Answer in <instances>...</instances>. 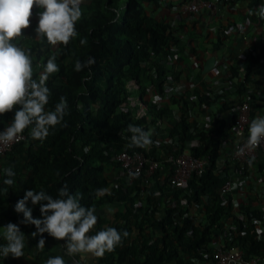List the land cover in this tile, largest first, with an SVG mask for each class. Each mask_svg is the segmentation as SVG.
<instances>
[{
	"label": "trees",
	"instance_id": "trees-1",
	"mask_svg": "<svg viewBox=\"0 0 264 264\" xmlns=\"http://www.w3.org/2000/svg\"><path fill=\"white\" fill-rule=\"evenodd\" d=\"M166 1L84 0L83 15L76 24L78 36L67 46L52 48L46 40H38L26 47L31 49L34 78L42 71L39 65L53 54L57 56L60 70L46 82L50 90L46 108L52 110L64 97L68 113L62 125L50 129L43 142L32 139L30 129H26L27 140L0 156V188L6 187L3 169L12 166L16 172L11 188L6 193L0 191V230L9 222L16 223L26 237L25 255L0 257V264H25L23 259L30 253L37 258L32 264H45L57 255H63L66 264H84L79 255L67 256L64 241L47 233L43 234L45 248L37 250L40 235H30L35 226L21 224L23 214L14 211L25 191L44 190L56 198L65 185L82 206L96 209L97 224L90 234L107 226L129 232L121 245L102 258H95L92 264H192L191 259L203 262L206 259L202 254L209 252L210 242L218 239H229L232 245L241 247L244 258L264 254V239L255 235L262 211L240 204L235 209L231 193L219 195L217 190L225 182L223 173L229 164L216 165L221 153L230 148L231 131L225 128L223 114L234 116L244 85L252 76L264 78V41L242 63L243 80L235 88L237 98L218 93L214 96L203 89L205 83L201 80L190 90H181L179 72L167 67L182 50L178 47V29L147 10ZM254 3L263 5L264 1ZM81 39L86 41L83 45ZM89 58L95 61L90 70L75 71L77 60L85 62ZM232 69L238 71L237 67ZM151 88L157 95L155 100L147 96ZM165 96L166 102L161 101ZM216 98L222 101L213 110ZM134 99L137 100L133 104ZM141 106L145 113L139 115ZM196 112L208 121L197 122ZM13 115L9 112L0 117V127L6 128ZM130 124L151 131L153 143L145 148L129 147ZM184 148L194 156L209 155L212 160L202 174L191 176L186 193L167 185L172 165L165 161ZM123 149L140 151L162 168L156 169L148 180L140 177L128 184L114 160ZM254 169L264 173V160L251 171ZM163 188L166 192L161 191ZM97 189L108 191L97 196ZM156 190L160 195L155 194ZM183 198L185 203L181 202ZM158 201H163L161 208L156 206ZM192 202L202 205L198 207L199 214L206 211L204 223H195L196 217L190 216ZM121 203L124 208L119 211ZM26 206L31 208L33 218H42L39 205H32L29 200ZM106 207L113 208L111 218L101 213ZM4 243L0 236V245Z\"/></svg>",
	"mask_w": 264,
	"mask_h": 264
},
{
	"label": "clouds",
	"instance_id": "clouds-1",
	"mask_svg": "<svg viewBox=\"0 0 264 264\" xmlns=\"http://www.w3.org/2000/svg\"><path fill=\"white\" fill-rule=\"evenodd\" d=\"M84 0H0V117L9 112L14 115L6 128L0 131V145H10L22 137L26 129H30V136L34 140L43 142L49 135V130L62 125L68 113L67 101L61 97L52 110L49 104L50 90L46 86L49 77L60 69L56 63L57 56L53 54L46 63L39 65L42 69L38 78H34L33 57L30 48L21 47L17 41L23 36L22 29L30 27V17L33 8L41 9L38 13L37 26L34 29L36 39L46 40L52 48L60 45L67 46L73 38L78 36L76 24L83 12L81 5ZM264 20V5L253 13ZM86 41L81 39L83 45ZM94 59L75 62V71L85 68L90 70ZM131 133L129 147H149L153 141L151 131H145L136 125H128ZM242 136L243 134L240 133ZM264 141V116L254 117L248 124V135L238 149L239 154L254 151ZM255 157L247 163L252 165ZM5 179L0 191L7 192L15 183L16 172L12 166L3 169ZM108 190L97 189L96 195L103 196ZM32 205H39L42 218H33ZM16 213H22L21 224L35 226L30 235L40 239L36 244L37 250L45 248L44 233L58 240L62 244L65 254L69 257L79 255L81 260L91 255L102 258L105 253L115 250L123 240L129 236L128 231L119 232L116 228L107 226L102 230L90 234L97 224L96 209L82 206L79 198L72 195L68 187L62 186L58 196L53 198L46 191L27 190L23 198L14 205ZM0 232L5 241L0 245V257L19 258L25 255L26 237L18 224L7 223ZM45 264H66L63 255L50 257Z\"/></svg>",
	"mask_w": 264,
	"mask_h": 264
},
{
	"label": "crops",
	"instance_id": "crops-1",
	"mask_svg": "<svg viewBox=\"0 0 264 264\" xmlns=\"http://www.w3.org/2000/svg\"><path fill=\"white\" fill-rule=\"evenodd\" d=\"M182 1L184 0H167L159 6L147 8L148 12L170 22L178 29V47H182V50L167 67L170 71L179 72V89L190 90L194 81L201 80L205 83L203 89L212 95L218 93L229 99L237 98L235 88L243 80L242 63L245 58L255 54L260 42L264 41V20L253 14L257 11L255 0H203L210 1L212 9L202 7L193 13L176 12L174 5ZM39 11L41 9L33 8L30 27L22 29L23 36L14 41L21 47H29L31 43L38 41L34 29L37 26ZM226 30L228 32L224 33ZM233 67H237L238 71L235 72ZM251 78L245 83V90L240 99L249 96L253 109L252 120L258 115L264 116V78L258 75ZM147 96L150 100L157 98L153 88L148 91ZM221 101L222 98H216V102L212 104L213 110ZM223 117L226 118V114H223ZM202 118L199 117L198 120ZM230 150L231 147H227L226 152L222 153L227 155ZM263 160L264 156H259L257 163H262ZM256 183L259 184L258 181ZM106 211L105 208L101 213L111 218L112 212L108 214ZM94 261L95 257L91 255L85 262L82 260L84 264H92Z\"/></svg>",
	"mask_w": 264,
	"mask_h": 264
},
{
	"label": "built area",
	"instance_id": "built-area-1",
	"mask_svg": "<svg viewBox=\"0 0 264 264\" xmlns=\"http://www.w3.org/2000/svg\"><path fill=\"white\" fill-rule=\"evenodd\" d=\"M261 5L256 4V10L259 9ZM212 9L213 5L210 1H199V0H184L176 6H174L176 12H197L200 8ZM228 30L224 31L227 33ZM200 81H195L192 85L195 86ZM129 86L134 88V83L130 82ZM137 99L132 100L134 104ZM141 111L137 110L139 115L145 113L144 108L141 106ZM251 102L250 98L245 97L241 98L234 116L226 117V127L230 128L231 137H230V152L225 155L221 153L219 156L216 165L223 167L226 162L229 166L226 169V172L223 173L225 177V182L218 188L217 192L219 195L225 196L228 193H231L233 196L234 208L236 209L238 205L250 206L260 209L262 211L261 220L257 221L255 227V235L257 239H264V187L261 188L260 183V173L256 172L255 169L251 171L252 167L257 165V159L259 156H264V141L252 152L245 151L244 154H239L238 149L242 146L243 141L246 140L248 135V124L251 121ZM204 123L208 121L206 118L202 120H197V122ZM4 128L0 127V131ZM240 133L243 135L241 136ZM27 140V133L24 132L22 137L16 142H13L10 145H0V156H4L9 153L13 146L20 142H25ZM255 157L251 166L248 165L247 161ZM114 160L119 163V166L122 170V174L125 176L126 182L131 184L134 179L144 177L145 180L151 178L156 169L162 168V165L154 160L147 159L144 154L140 151H129L123 149L115 154ZM166 162L172 165V171L168 176V183L170 189H178L186 193L187 182L192 175L202 174L206 167L212 164V160L209 155L205 157H197L190 153L188 148H184L182 151H179L173 155L167 156L165 159ZM247 166V169H243L244 166ZM264 175V173H261ZM259 177V179H258ZM259 182L256 183V182ZM166 192L164 188L161 190ZM156 195H160V191H155ZM166 198V197H165ZM164 198V199H165ZM182 198V197H181ZM203 201H206V197H203ZM182 203H185V199H181ZM163 201H158L156 206L161 208ZM202 205L200 203L193 204L190 209V216L193 214L195 223H204L205 213L204 210L199 214V209ZM124 208V203H121L118 206V210L122 211ZM201 211V210H200ZM196 212V213H195ZM198 212V213H197ZM157 217H160V213L156 211ZM209 252L203 253L202 256L205 264H264V254L262 256H251L249 258H244L243 249L239 246L232 245L230 240L218 239L211 241L208 245ZM192 264L200 263L201 261L197 259H191Z\"/></svg>",
	"mask_w": 264,
	"mask_h": 264
},
{
	"label": "rangeland",
	"instance_id": "rangeland-1",
	"mask_svg": "<svg viewBox=\"0 0 264 264\" xmlns=\"http://www.w3.org/2000/svg\"><path fill=\"white\" fill-rule=\"evenodd\" d=\"M174 6H176V5H174ZM194 82H195V81H194ZM133 94H134V95L136 94V90L133 91ZM152 98H153V97H152ZM165 98H166V96L163 97V98L161 99V101L166 100ZM138 110L141 111V108H138ZM199 117L206 118L204 115H202V114L196 112V113L194 114V118H199ZM0 163L2 164V162H0ZM260 175H261V177H260V183L262 184V185H261V188H263V187H264V175L261 174V173H260ZM258 179H259V177H258ZM262 206L264 207V204H262ZM111 208H112V207H106V210H107L106 212H108V214H110L109 212H112L113 208H112V209H111ZM101 212H102V211H101ZM2 231H3V230H0V232H2ZM23 261H24L25 264H32V263L37 262V258H36V256H34V255H32V254L30 253V254H28L26 257H24ZM83 262H85V260H83Z\"/></svg>",
	"mask_w": 264,
	"mask_h": 264
}]
</instances>
